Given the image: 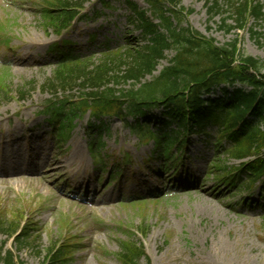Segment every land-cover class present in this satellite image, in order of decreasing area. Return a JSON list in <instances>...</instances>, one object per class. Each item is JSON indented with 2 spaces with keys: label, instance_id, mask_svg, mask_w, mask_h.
Returning a JSON list of instances; mask_svg holds the SVG:
<instances>
[{
  "label": "rangeland",
  "instance_id": "rangeland-1",
  "mask_svg": "<svg viewBox=\"0 0 264 264\" xmlns=\"http://www.w3.org/2000/svg\"><path fill=\"white\" fill-rule=\"evenodd\" d=\"M36 1L0 0V156L1 136L13 130L17 156L40 169L37 176L0 178V216L5 215L4 222L9 223L21 215L31 230L24 248L0 233V258L11 252L19 264H48L49 248L66 235L76 247L69 264H123L117 257L118 242L128 237L143 248L138 264H264V189L259 184L247 191L237 187L239 182L224 186L206 176L214 157L207 136L189 137L185 160L176 165L184 161V169L177 171L181 181L176 189L168 188L164 175H150L148 168L160 164L158 159L148 160L152 143L141 144L137 133L118 119L106 120V130L93 134L86 129L88 115L84 116L75 122L67 143L55 144L39 114L52 95L47 85L58 65L48 48L66 41L76 52L97 61L103 44H122L128 35L139 36V31L127 0H111L108 9L100 0H89L82 12L85 17L57 35L42 24ZM130 1L138 10L147 8L140 0ZM210 1L181 0L182 7L193 11L187 25L215 40L216 46L237 39L242 56L263 61L264 43L258 44L250 30L262 32L264 23L251 22L237 36L226 35L218 30L219 16L208 21ZM258 1L264 5V0ZM167 56L170 59L172 54ZM167 64L162 61L158 70ZM25 127L31 129L29 134L24 133ZM97 134L102 136L98 141L103 147L97 155L106 167L104 172L96 169L87 148L91 142L97 145ZM26 151L29 154L24 155ZM55 159L63 169L53 171L47 166ZM226 163L232 168L239 164ZM110 174L116 180H109ZM190 179L197 182L188 187ZM156 192L159 198L150 197ZM138 198L145 199L140 206Z\"/></svg>",
  "mask_w": 264,
  "mask_h": 264
},
{
  "label": "trees",
  "instance_id": "trees-1",
  "mask_svg": "<svg viewBox=\"0 0 264 264\" xmlns=\"http://www.w3.org/2000/svg\"><path fill=\"white\" fill-rule=\"evenodd\" d=\"M86 1H42L40 15L43 25L60 34L71 26L79 15L78 9ZM143 1L148 4L151 14L160 20V24L155 25L145 11L137 13L144 35H152L146 46L141 48L127 44L116 51L108 49L96 62L82 56H66L64 61L61 58L54 80L49 82L48 87L54 93L78 88L80 98L74 101L73 96H65L57 103L49 102L45 109L44 113L58 120L59 142L66 141L74 127L73 122L87 110L96 119L130 116L135 119L133 128L145 132L144 138L148 141L153 140V151L158 158L168 162L175 156V161H178L183 129L194 126L204 131L206 126H215L218 152L207 175L225 185H232L242 175L249 183L245 188L251 189L255 182L264 179V60L242 56L237 39L216 46L213 40L182 28L183 9L179 7L178 0ZM166 1L170 7L163 5ZM212 2L207 7L208 19L219 16V31L226 35L244 30L250 21L264 23V5L258 0ZM221 2L225 3V8L219 6ZM251 36L258 44L264 43L263 30L251 29ZM167 51L174 52L169 66L163 67L159 75L154 76L160 61L166 60ZM146 76L151 80L144 81ZM221 83H240L250 89H235L226 99H201L203 93L210 92L212 87ZM1 89L3 78H0ZM159 107L165 109L164 115L168 118V122L160 123L161 128L175 123L177 130L163 134L146 130L151 119L147 115ZM139 118L144 120V124H139ZM222 142L229 148L222 146ZM172 149H176L177 153L174 154ZM248 157L254 160L241 164L238 169H230L225 162L229 158L243 160ZM231 170L238 173L229 176ZM5 217L3 214L0 216V233L6 236L15 234L19 248H24L29 240L30 227L26 226V222L20 227L21 215L14 216V221L9 223L4 222ZM141 231L144 233V230ZM74 243L75 240L65 235L59 246H51L46 257L48 264H69L76 248ZM118 245L120 251L117 257L123 264H138L144 256L143 248L129 237L125 241L120 240ZM0 261L3 264H19L11 252H7Z\"/></svg>",
  "mask_w": 264,
  "mask_h": 264
},
{
  "label": "bare ground",
  "instance_id": "bare-ground-1",
  "mask_svg": "<svg viewBox=\"0 0 264 264\" xmlns=\"http://www.w3.org/2000/svg\"><path fill=\"white\" fill-rule=\"evenodd\" d=\"M11 136V132L8 133L2 140L3 144V154L0 156V178H7V177H14L17 175H25V174H33L38 175L37 173L40 171V169H34L38 168L36 166H32L33 163H25L22 157L17 156V151L13 150L14 146V140ZM33 148V146H31ZM80 148H76V153H79ZM25 155V152H24ZM30 165V167H28ZM48 167H51L50 169L60 170L63 169V166L59 159H55L52 163H49L47 165ZM26 168L28 171H23V168ZM42 178H47V176H43L41 174Z\"/></svg>",
  "mask_w": 264,
  "mask_h": 264
}]
</instances>
